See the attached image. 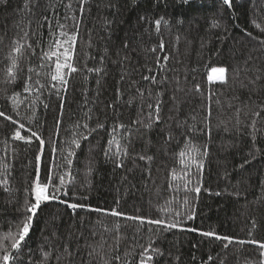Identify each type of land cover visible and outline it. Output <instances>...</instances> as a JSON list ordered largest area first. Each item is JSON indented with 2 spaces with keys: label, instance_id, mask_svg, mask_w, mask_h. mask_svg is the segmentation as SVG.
<instances>
[{
  "label": "trees",
  "instance_id": "1",
  "mask_svg": "<svg viewBox=\"0 0 264 264\" xmlns=\"http://www.w3.org/2000/svg\"><path fill=\"white\" fill-rule=\"evenodd\" d=\"M230 3L0 0V111L18 122L0 117V244L37 176L65 182L15 264H140L149 244L162 253L150 264L264 261V0ZM57 60L76 69L62 68L66 84L51 80ZM113 137L121 167L105 156Z\"/></svg>",
  "mask_w": 264,
  "mask_h": 264
},
{
  "label": "snow or ice",
  "instance_id": "2",
  "mask_svg": "<svg viewBox=\"0 0 264 264\" xmlns=\"http://www.w3.org/2000/svg\"><path fill=\"white\" fill-rule=\"evenodd\" d=\"M223 3L225 5L231 6L230 0H223ZM81 10H83L82 6H81ZM155 23L158 26L160 24V20H156ZM262 30H264V29H262ZM25 35H27V34L25 33ZM60 35L66 36L67 33L61 32ZM75 39H76L75 36H68V41H74ZM68 41H65V42H68ZM14 45L15 46L13 48V51L16 53H20L21 49L23 48V44L20 43L19 41H15ZM29 47H31V46L29 45ZM53 55H55V53H53ZM65 55H67V50H65ZM9 58H11V54H9ZM13 63L15 64V60H13ZM65 67L71 68V65L68 63L61 64L59 62V60H57L56 65H55V74L51 75V80L52 81H59L61 84H66V80L64 79V76H63L62 71H61L62 68H65ZM71 70L75 71L76 69L71 68ZM225 71H226V69L223 67L218 68V69L217 68L213 69V72H219L221 74L219 77L220 80L224 79ZM144 79L147 80V79H149V77H144ZM151 79L153 81L155 80L154 77H152ZM148 107L152 108L153 105L149 104ZM155 108H156L155 120L158 121L160 119V117H159L160 104L157 103ZM150 116H151V113H150ZM0 117H3L5 120L11 121L13 125L18 123L17 121L13 120L11 116H6L3 111H0ZM59 123H60V121L57 120V125H59ZM134 123H137V122L134 121ZM77 126L79 127V125H77ZM19 127L21 129H23L24 125L20 124ZM84 127L87 128L88 125L85 124ZM103 127H104L103 124L97 125V128H103ZM119 127L123 128L124 126L120 125ZM147 127H151V121L149 122ZM95 130L96 129H91V131H95ZM113 131H115V129ZM14 135H15V139H17V140L23 141L26 139L25 136L21 135L20 131H16ZM31 136L35 137L39 141L41 146L44 145V140L41 139L37 135L36 132H31ZM81 138L87 139V136H82ZM29 142H30V139H29ZM72 143H74L77 148L80 146L78 140L74 139L72 141ZM108 144H109V148L106 149L105 156L109 157V158L115 156L117 159L116 166L121 167L122 164L119 162V156L121 153H123L125 155L127 154L126 148H121V146L115 140V137L110 139L108 141ZM113 144H116V152H112L111 146ZM187 147H188L189 153H191L192 151H198V150L192 148V146H190V145ZM206 154L207 153L205 152L204 155H206ZM184 155H185V152L182 151L180 153V156L183 157ZM140 159H145V157L140 156ZM148 159H151V157H148ZM190 159L193 161V163H196L198 165V167L202 168V165L196 161L195 156H190ZM36 160H37V162L40 161V155H37ZM68 163L70 164L71 161L69 160ZM245 163H247V161ZM241 166H243V165H241ZM3 183L7 184V181H4ZM64 187H65V182H64V178L62 176L59 178V184L58 185L55 183H51V177H49V183H44V184H42L40 182L39 176L36 177V179L34 181V186L31 189V191L34 194V202H27L26 201L25 206H24L22 213H21V217L19 218L18 222L15 225V229H16L15 233L13 234L12 232H9L8 235L4 239V243L0 244V264H10V262H11V264H15V261L19 257H18V255L14 256L13 252L11 250H16L17 253L19 252L21 245H22V242H24L30 234V230L33 227V219L37 214V210L40 209L41 205L45 202H48L50 200H58L59 199L58 193H60L64 189ZM194 190H195V192L199 193L200 188L196 187ZM64 195H67L66 191L64 192ZM69 207L76 209L78 207H83V206L73 203V204H70ZM96 211H104V210L97 209ZM111 215L120 216V215H123V213L112 210ZM188 218L191 219L192 217L189 216ZM128 219L140 220V222L142 224L145 222V218H143V217H128ZM147 223L150 225H165L166 222L162 219H155V220L149 219V220H147ZM176 227H177L176 223H167L166 224L167 229H172V228H176ZM191 230L195 231V229H191ZM202 234L204 236L215 235L214 233H211V232H204ZM216 239H223V240L228 241L229 243L232 242V238L227 237V236H224V237L216 236ZM8 240H11L10 244L7 243ZM249 242L250 243H256V241H249ZM239 243L243 244L245 242L240 241ZM141 247H143V246H141ZM225 247H228V244H225ZM148 248L151 249V254H148L147 256H145L144 253H141L140 254L141 255L140 264H150V262L153 259V255L162 254L160 252V250L158 248L153 247L152 244H149ZM260 248H264V244H261ZM65 251H67V246H65ZM93 251H95V250H93ZM145 252H148V249H145ZM50 255H51V253L43 252V258L45 260H47L50 257ZM89 255H92V253H89ZM260 255L264 256V252H260ZM59 259H60V257L57 256V260H59ZM116 259H119V257H116ZM210 259H211V257H210ZM106 264H107V262H106ZM257 264H264V261H259V262H257Z\"/></svg>",
  "mask_w": 264,
  "mask_h": 264
},
{
  "label": "rangeland",
  "instance_id": "3",
  "mask_svg": "<svg viewBox=\"0 0 264 264\" xmlns=\"http://www.w3.org/2000/svg\"><path fill=\"white\" fill-rule=\"evenodd\" d=\"M220 73L219 72H211L210 73V79H211V81H219L220 79H219V77H220ZM225 78V77H224Z\"/></svg>",
  "mask_w": 264,
  "mask_h": 264
},
{
  "label": "crops",
  "instance_id": "4",
  "mask_svg": "<svg viewBox=\"0 0 264 264\" xmlns=\"http://www.w3.org/2000/svg\"><path fill=\"white\" fill-rule=\"evenodd\" d=\"M224 77H225V73H224ZM214 81V80H213ZM220 81V80H219Z\"/></svg>",
  "mask_w": 264,
  "mask_h": 264
}]
</instances>
